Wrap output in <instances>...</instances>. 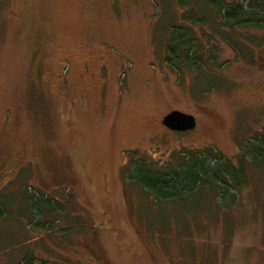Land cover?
<instances>
[{
    "label": "rangeland",
    "instance_id": "rangeland-1",
    "mask_svg": "<svg viewBox=\"0 0 264 264\" xmlns=\"http://www.w3.org/2000/svg\"><path fill=\"white\" fill-rule=\"evenodd\" d=\"M210 7L0 0V264H264L259 169L225 208L155 202L125 177L211 147L233 161L264 132V28L222 29ZM174 26L193 31L203 70L167 64ZM174 109L195 128L164 126ZM34 196L62 208L35 217Z\"/></svg>",
    "mask_w": 264,
    "mask_h": 264
},
{
    "label": "trees",
    "instance_id": "trees-1",
    "mask_svg": "<svg viewBox=\"0 0 264 264\" xmlns=\"http://www.w3.org/2000/svg\"><path fill=\"white\" fill-rule=\"evenodd\" d=\"M187 5L189 0H177ZM212 12L218 14L219 27L236 30V28H264V4L261 0H205ZM190 4V3H189ZM192 8V7H191ZM195 9H201L194 6ZM203 8V7H202ZM205 11V10H204ZM185 19L198 24L205 14L197 16L187 12ZM198 19V20H197ZM200 19V20H199ZM221 30V29H220ZM171 45L167 51V64L174 69L186 68L191 72H199L205 68L200 51L202 46L193 36L190 28L171 29ZM239 153L234 162L224 157L221 152L209 148L206 152L180 153L174 163L164 166L150 165L146 160L128 163L125 167V177L146 196L155 202H178L200 194L214 195L216 202L222 208L238 197L243 187L248 185L250 168H257L264 174V132L247 139L239 145ZM211 196V195H210ZM45 198L34 196L28 209L34 216L41 217L43 213L62 208ZM51 202V203H50ZM4 208L0 209V217ZM29 258L28 261H30Z\"/></svg>",
    "mask_w": 264,
    "mask_h": 264
},
{
    "label": "water",
    "instance_id": "water-1",
    "mask_svg": "<svg viewBox=\"0 0 264 264\" xmlns=\"http://www.w3.org/2000/svg\"><path fill=\"white\" fill-rule=\"evenodd\" d=\"M161 120L162 124L172 131L186 132L194 129L196 126V119L193 115L176 109L165 114Z\"/></svg>",
    "mask_w": 264,
    "mask_h": 264
}]
</instances>
